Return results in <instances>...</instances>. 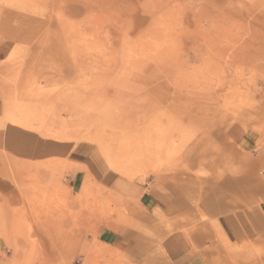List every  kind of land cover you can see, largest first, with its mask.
Masks as SVG:
<instances>
[{
  "label": "rangeland",
  "instance_id": "374dc122",
  "mask_svg": "<svg viewBox=\"0 0 264 264\" xmlns=\"http://www.w3.org/2000/svg\"><path fill=\"white\" fill-rule=\"evenodd\" d=\"M231 178L257 209L264 0H0V264H264L204 208Z\"/></svg>",
  "mask_w": 264,
  "mask_h": 264
},
{
  "label": "crops",
  "instance_id": "0c3cea01",
  "mask_svg": "<svg viewBox=\"0 0 264 264\" xmlns=\"http://www.w3.org/2000/svg\"><path fill=\"white\" fill-rule=\"evenodd\" d=\"M106 178L105 174L100 177V179ZM224 182L228 188L226 194L222 192V184L224 185ZM233 184L234 179L232 178L217 184L215 191H213L206 200L204 208L208 212L215 214L217 230L225 240L233 244H245L254 240L260 230H264V186L262 187L259 184L260 188L255 190V192L263 194L261 198L263 202L257 209L250 210L245 209V207L234 208L235 191L233 189ZM0 187L2 189L6 187L1 193V195H3L5 190L9 187V181H0ZM243 201L247 203L246 197H244ZM168 202L169 205L165 198V213L171 212L172 208L174 210L176 207V205L171 204L170 200ZM164 248L168 256L177 260L178 263L186 262L192 257L191 248L186 238L178 232L171 233L164 239Z\"/></svg>",
  "mask_w": 264,
  "mask_h": 264
}]
</instances>
